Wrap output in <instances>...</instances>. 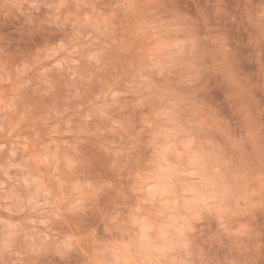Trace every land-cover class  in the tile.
<instances>
[{"label":"clouds","instance_id":"1","mask_svg":"<svg viewBox=\"0 0 264 264\" xmlns=\"http://www.w3.org/2000/svg\"><path fill=\"white\" fill-rule=\"evenodd\" d=\"M181 2L0 0V14L20 3L46 10L36 23L28 21L44 43L37 48L43 57L78 52L84 26L99 32L101 22L115 20L124 24L125 50L144 53L143 38L156 42L141 69L147 75L128 86L138 97L133 115L102 119L114 141L108 151L116 180L131 182L133 190L160 186L167 215L181 225L169 231L167 248L155 234L151 241L129 237L128 221L104 199L120 189L80 182L88 162L73 157L67 167L42 174L47 183L19 201L24 215L14 222L0 205V264H264V227L257 238L251 227L233 224L257 203L264 208V0H191L194 14L179 12ZM57 34L59 42L48 46ZM5 55L0 44V64ZM242 123L249 126L246 137L238 133ZM257 158L259 176L243 178V166ZM34 198H54L56 210L37 211L30 207ZM34 213L44 219H31ZM213 221L220 228L205 238ZM209 241L214 251H205Z\"/></svg>","mask_w":264,"mask_h":264},{"label":"rangeland","instance_id":"2","mask_svg":"<svg viewBox=\"0 0 264 264\" xmlns=\"http://www.w3.org/2000/svg\"><path fill=\"white\" fill-rule=\"evenodd\" d=\"M30 7L20 3L0 14V44L7 53L0 64V205L8 209L3 216L13 222L23 216L16 205L43 188L47 180L42 174L65 168L73 157H78L88 162L79 169L80 182L107 181L120 189L119 193L109 192L104 199L106 203L113 201L109 210L115 209L128 221L132 229L128 236L139 234L151 241L155 234L167 248L169 231L181 225L167 215L168 202L160 186L148 184L133 190L131 182L116 180L108 151L109 142L114 141L104 131L102 119L104 113L116 122L133 115L132 105L138 97L128 86L134 77L138 81L139 75H147V70L141 69L148 63L146 54L152 52L156 42L143 38L138 46H143L144 53L125 50L126 41L121 42L126 36L124 24L115 20L111 25L101 22L99 32L84 26L80 34L83 47L78 52L69 50L43 57L37 48L44 43L40 36L32 34L28 21L31 18L36 23L35 18L46 10L42 8L38 13L29 11ZM97 8L107 14L101 5ZM176 8L189 14L197 11L191 0H182ZM220 23L228 27L225 20ZM59 35H53L48 46L58 43ZM93 54L95 58L88 59ZM238 133L246 137L249 126L242 123ZM260 171L257 158L254 163L245 164L241 174L248 179L258 177ZM54 205V198H34L30 207L55 211ZM31 219L39 221L44 217L34 213ZM233 224L240 231L251 227L258 238L264 227V208L257 203L249 209V215L237 217ZM36 226L40 230L44 224ZM218 228L216 221L211 222L205 229V238ZM127 238L122 239L126 242ZM203 247L214 251L216 245L209 241Z\"/></svg>","mask_w":264,"mask_h":264}]
</instances>
